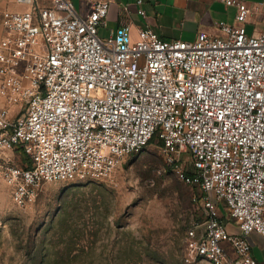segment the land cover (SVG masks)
Instances as JSON below:
<instances>
[{
    "label": "built area",
    "instance_id": "built-area-1",
    "mask_svg": "<svg viewBox=\"0 0 264 264\" xmlns=\"http://www.w3.org/2000/svg\"><path fill=\"white\" fill-rule=\"evenodd\" d=\"M114 1L80 15L71 0H17L31 9L4 13L0 183L25 208L46 183L110 177L157 135L177 178L204 195L186 260L260 264L251 237L264 240V33H247L252 9L224 0L237 6L236 23L192 42L150 26L134 40L127 24L103 38Z\"/></svg>",
    "mask_w": 264,
    "mask_h": 264
},
{
    "label": "rangeland",
    "instance_id": "rangeland-1",
    "mask_svg": "<svg viewBox=\"0 0 264 264\" xmlns=\"http://www.w3.org/2000/svg\"><path fill=\"white\" fill-rule=\"evenodd\" d=\"M203 196L177 178L158 139L106 179L46 183L25 208L0 183V264H211L186 260L187 231L205 222ZM218 213L239 233L224 204Z\"/></svg>",
    "mask_w": 264,
    "mask_h": 264
},
{
    "label": "crops",
    "instance_id": "crops-1",
    "mask_svg": "<svg viewBox=\"0 0 264 264\" xmlns=\"http://www.w3.org/2000/svg\"><path fill=\"white\" fill-rule=\"evenodd\" d=\"M80 15L87 14L95 0H71ZM116 0L110 5L107 24L99 28V35L109 37L112 30L129 25L134 40L139 38V30L150 26L159 37L165 40L195 41L200 32L219 34V24L236 23L238 8L228 5L224 0ZM246 3L251 13L244 23L249 35L264 33V0H236ZM142 8L146 16L139 14ZM30 5L18 3L17 0H0V40L8 35L3 25L5 12H26ZM0 100L2 98L0 97ZM15 111V110H14ZM256 234L251 237L256 239ZM259 236V235H258ZM263 243L264 240L262 239ZM253 245V249L254 246ZM263 255L255 257L264 264V245H259ZM254 253V251H253Z\"/></svg>",
    "mask_w": 264,
    "mask_h": 264
},
{
    "label": "trees",
    "instance_id": "trees-1",
    "mask_svg": "<svg viewBox=\"0 0 264 264\" xmlns=\"http://www.w3.org/2000/svg\"><path fill=\"white\" fill-rule=\"evenodd\" d=\"M153 139H158V138H157V135H156ZM152 141H153V140H152ZM158 143H159V140H158Z\"/></svg>",
    "mask_w": 264,
    "mask_h": 264
}]
</instances>
